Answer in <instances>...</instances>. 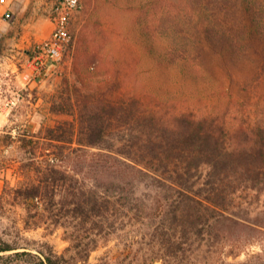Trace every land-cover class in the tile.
<instances>
[{
    "label": "trees",
    "instance_id": "trees-1",
    "mask_svg": "<svg viewBox=\"0 0 264 264\" xmlns=\"http://www.w3.org/2000/svg\"><path fill=\"white\" fill-rule=\"evenodd\" d=\"M167 3L160 0L159 5L169 14ZM194 6V0H177L178 16H190L196 11L186 9L196 10ZM95 24L87 18L74 54L82 87H75L73 95L66 86L62 101L54 103V110L76 120L47 128L43 141L20 139L34 159L42 143L54 146L39 155L47 157L42 164L36 162V172L43 176L16 192L28 208L42 205L49 222L65 228L69 246L59 253L43 243L38 252L25 249L6 257L22 264H91V252L101 239H119L124 231L125 246L116 264L158 259L164 264H264V252L254 255L255 262H230L224 256L228 244L230 255L235 254L242 228L264 226L263 220L251 217L264 215L263 206L245 199L246 193L264 192V127H229L219 116L171 108L159 95L139 90L132 76L131 87L120 59L108 57L98 45H85L99 35ZM204 30L210 40L208 26ZM215 32L212 41L219 45ZM224 36L233 40L227 31ZM159 62L166 73L188 63L197 67L185 54ZM92 77H101L99 86L88 84ZM73 158L80 160L75 176L67 167ZM64 162L66 168H58ZM15 248L0 240L1 251Z\"/></svg>",
    "mask_w": 264,
    "mask_h": 264
},
{
    "label": "rangeland",
    "instance_id": "rangeland-1",
    "mask_svg": "<svg viewBox=\"0 0 264 264\" xmlns=\"http://www.w3.org/2000/svg\"><path fill=\"white\" fill-rule=\"evenodd\" d=\"M8 1L14 10L11 17L6 18L0 6V240L18 248L0 250V264H22L6 256L25 249L38 252L43 243L59 253L69 246L65 228L50 223L49 212L42 205L28 208L16 192L19 186L43 176L36 172V162L42 164L47 157L39 155L53 151L54 146L42 143L34 159L20 139L41 137L43 141L47 128L76 120L73 114L54 110V103L62 101L60 94L66 86L73 95L75 87H82L75 74L74 54L88 17L96 23L99 35L92 34L85 45H98L108 57L120 59L131 87L132 76L139 90L159 95L171 108L219 116L229 127H264V0H194L196 10L189 8L190 3L186 9L196 11L190 16H178L177 0H161L168 1L169 14L159 5L160 0H82L66 52L46 65L34 55L52 34L57 0ZM252 25L254 34L249 30ZM204 26L209 28L210 40L204 36ZM215 30L220 34L219 45L212 41ZM225 31L233 40L226 39ZM184 54L197 67L188 63L167 73L162 70L160 60L172 61ZM100 81L101 77L87 80L91 87L99 86ZM122 88L128 90L130 84ZM79 162L76 158L67 161L74 176ZM64 163L58 168L65 169ZM245 199L264 208V192L246 193ZM251 217L264 221L263 214ZM122 235L125 237L124 231L120 245L116 236L101 239L91 252L90 263L116 264L118 252L125 246ZM235 240V254L230 255V244L225 250L227 261L255 262L254 255L264 252V226L242 228ZM151 264L164 263L158 259Z\"/></svg>",
    "mask_w": 264,
    "mask_h": 264
},
{
    "label": "built area",
    "instance_id": "built-area-1",
    "mask_svg": "<svg viewBox=\"0 0 264 264\" xmlns=\"http://www.w3.org/2000/svg\"><path fill=\"white\" fill-rule=\"evenodd\" d=\"M4 7L3 15L11 17L14 12L8 0H0ZM82 7V0H57L53 8L54 28L51 36L36 50L34 58L41 65L59 60L66 52L72 40L73 18Z\"/></svg>",
    "mask_w": 264,
    "mask_h": 264
}]
</instances>
